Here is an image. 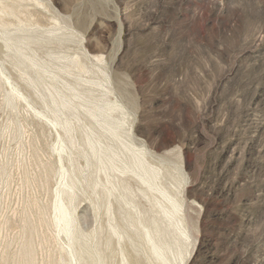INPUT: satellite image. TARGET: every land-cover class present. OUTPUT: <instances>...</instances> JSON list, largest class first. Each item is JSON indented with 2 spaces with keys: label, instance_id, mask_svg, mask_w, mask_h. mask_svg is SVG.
<instances>
[{
  "label": "rangeland",
  "instance_id": "obj_1",
  "mask_svg": "<svg viewBox=\"0 0 264 264\" xmlns=\"http://www.w3.org/2000/svg\"><path fill=\"white\" fill-rule=\"evenodd\" d=\"M0 264H264V0H0Z\"/></svg>",
  "mask_w": 264,
  "mask_h": 264
}]
</instances>
